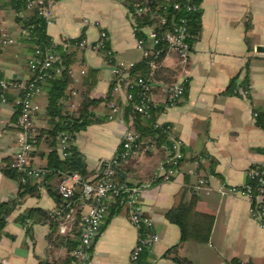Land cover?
<instances>
[{"label": "crops", "instance_id": "1", "mask_svg": "<svg viewBox=\"0 0 264 264\" xmlns=\"http://www.w3.org/2000/svg\"><path fill=\"white\" fill-rule=\"evenodd\" d=\"M24 14H22L23 16ZM52 22L47 32L56 45L84 36L89 44L106 32L117 63L126 66L143 61V52L136 46L133 24L124 0H54ZM88 21V23L86 22ZM9 32L17 43L3 50L2 68L10 80L27 82L32 77L28 66L30 47L23 42L21 29L13 12L0 9V34ZM264 0H201V35L192 48L191 60L184 73L174 54L163 58L162 67L177 72L176 83L188 80L187 95L179 103L157 115V124L171 127V137L181 143L184 162L179 174L170 182L162 179L160 168L167 160V150L153 148L122 165V177L128 184L142 190L140 203L154 220L153 232L159 242L149 260L152 264H176L175 257L188 259L192 264H264V229L250 215L249 202L241 196H222L221 187L241 186L247 173L264 167V129L254 119V113L264 111ZM73 66L74 84L69 90L68 110L76 112L89 70L97 74L91 97L103 100L95 110L97 117L106 119L93 124L77 135L76 146L84 156L87 169L96 178L103 162L110 161L119 150L122 136L133 126V117L126 112L123 94L114 92L113 101H104L113 81V66L103 54L78 50ZM248 74V84L243 79ZM235 81L238 93H230ZM249 88L247 95L242 94ZM73 93L77 95L72 96ZM13 98L17 94L11 92ZM152 97L163 105L167 98L165 84H154ZM121 104L119 114L110 120L112 102ZM40 111L36 122L39 130L49 124L44 120L48 104L43 92L37 99ZM16 109L10 103L0 104V204L18 197L19 183L5 177L6 166L20 147ZM50 152L44 138L31 158V165L47 168ZM61 154L60 148H58ZM201 160V161H200ZM197 161L200 163L196 164ZM194 169L197 175L188 171ZM208 183L210 192L197 190L198 179ZM80 177L52 176L47 180L32 181L33 193L28 194L7 219L5 235L0 237V264H40L61 261L68 256L64 243H50L49 224L22 225L18 218L33 208L48 212L58 210L53 193H58L63 182L74 187ZM185 189L184 201L194 205V213L214 217L208 243L189 241L182 244L177 255L167 252L179 245L180 229L166 217L174 205L175 196ZM88 211L85 207L84 213ZM107 219V218H106ZM71 215L61 228L60 237L71 231ZM75 240V236H71ZM78 240V239H77ZM138 241L127 210L104 224L90 251L91 264H132L131 253Z\"/></svg>", "mask_w": 264, "mask_h": 264}, {"label": "built area", "instance_id": "2", "mask_svg": "<svg viewBox=\"0 0 264 264\" xmlns=\"http://www.w3.org/2000/svg\"><path fill=\"white\" fill-rule=\"evenodd\" d=\"M54 0H29L28 9L38 7L39 16H42L47 24H51L52 8ZM126 6V5H125ZM172 9L176 12H186L187 14H197L201 11L200 0H137L133 6V12L129 9V15L133 24V34L136 39V46L143 52L144 58L154 56V60L150 63V74L148 78L140 77L133 79L129 70L134 66H126L124 63H117L113 66V75L118 77V83L114 92L123 94L126 104L134 103V110L145 117H150L152 109L156 108L158 103L152 97L154 84H162L153 79L154 72L162 67L163 59L160 63L157 62L159 54L164 53V57L174 54L177 58L179 66L185 73L189 66L192 54L191 40L194 36L191 32V20L187 17H182L179 23L173 24L168 16L162 13ZM133 18H147L151 24L139 29L135 27ZM88 23V21H86ZM142 30L146 39L137 38L136 34ZM23 34H26L22 31ZM109 42V37L106 32H101L100 39L94 44H89L86 40H82L77 44L79 50H91L95 53H100L105 44ZM17 43L16 38L6 31L0 34V104L8 103L7 94L13 92L17 94L16 104L20 108L19 127V143L20 147L13 156V165L19 173L23 175V180H39L43 179L49 173V170L44 168H36L31 165L32 154L37 145V137L39 128L36 118L40 111V106L37 103L38 97L41 95L40 83L47 77V71L53 67L58 61L59 56L53 50L49 49L46 52L37 50L35 55L29 59V68L32 74L36 76L35 81L29 83L10 80L6 77L2 68L3 50ZM55 44V43H54ZM161 47L157 49V47ZM60 69H56V73H60ZM185 79L180 83H175L171 88L165 85L167 98L164 101L166 108L176 105V103L185 94ZM142 88L140 97L136 100L130 92L133 88ZM249 88L242 91V94L247 95ZM21 95V96H20ZM77 94L73 93L75 97ZM111 113L110 120H113L120 111V105L116 102L110 104ZM258 117L254 113V119ZM140 137L133 128H129L122 136V142L115 156L108 161L101 173V177L95 183H85L83 186V195L86 202L85 207L88 208L86 213H83L79 224V246L72 256L75 259L74 264H91L90 251L92 250L97 238L101 232L102 226L105 224L109 213V207L115 197L126 195L125 208L128 218L132 226L138 232V241L131 253L132 264H140V256L143 252H148L150 255L154 247L159 242L158 236L153 232L154 220L151 216L145 213L143 206L140 203L142 190L138 187H130L122 183L117 177V173L113 170V166L127 164L129 161L139 157L142 153L139 147ZM67 140L64 138L60 144L61 156L65 158V149L67 148ZM150 147L149 149H153ZM174 153L168 158L160 168L162 179L166 182L172 181L180 172V161L183 159L181 153V143L174 142ZM201 161V160H200ZM197 161L196 164L200 163ZM103 165H101L102 167ZM190 175H197L194 169L188 171ZM80 181V179H79ZM207 181L203 178L198 179L196 186L197 190H205L210 192L211 189L207 186ZM75 192L74 187H68L61 184L59 193L65 198H70ZM222 196H241L245 198L250 205V215L252 219L264 229V167H255L248 171L247 181L241 186H223L219 190ZM58 215V213L53 212ZM60 232L65 233L66 228L60 227ZM145 264H152L151 260H147Z\"/></svg>", "mask_w": 264, "mask_h": 264}, {"label": "trees", "instance_id": "3", "mask_svg": "<svg viewBox=\"0 0 264 264\" xmlns=\"http://www.w3.org/2000/svg\"><path fill=\"white\" fill-rule=\"evenodd\" d=\"M137 0H124L126 7L133 12V6ZM201 1V0H200ZM29 0H0V9L4 11L13 12L16 15V23L21 29V37L24 43H26L31 49V57H33L37 50L46 52L51 49L59 56L58 61L53 65V67L47 71V77L43 82L40 83L41 92L45 93L47 96V107L45 110L44 120L49 124V128L46 130H39V135L37 137V145L42 138L48 144L50 152L47 156L48 166L47 170L49 173L47 176L40 180H47L52 176L59 177H74L79 176L80 181L75 186V192L70 198H65L58 193H53V197L58 205V210L53 214L46 210L40 208H33L28 210L25 214L18 218V222L22 225H27L28 222L33 224H49L51 232L49 235L50 243L60 244L64 243L68 249V256L58 262H48L42 261L40 264H74L75 259L72 256L74 250L79 246V224L84 213L86 202L83 195V186L85 183H95L100 177L102 170L107 162L102 163V167L96 178L92 179L95 172H90L87 169V164L85 162L84 156L79 151L76 146L77 135L87 129V127L93 124H100L106 121L104 118L97 117L95 110L98 105L103 102V100H97L91 97V92L95 86L96 81L90 80L92 76L98 73L95 69L89 70V76L85 80L84 85L86 90L81 94V102L76 110L72 113L68 110V106L71 101V94L69 90L74 84L73 78V66L76 63V58L78 54V48L76 47L80 43L84 36L77 39L67 40L62 45H56L53 42L52 37L48 35L47 21L39 16V9L35 7L33 9H28ZM162 13L172 21L173 24L179 23L180 18L187 17L191 20V32L193 33V40H191V45L199 39L201 35V11L195 15L187 14L186 12H176L169 9ZM22 14H24L22 16ZM135 22V27L139 29L144 26L151 24L147 18H133ZM25 32L26 34L22 33ZM137 38L146 39L145 33L140 30L136 34ZM161 47H157L160 49ZM99 54H103L105 60L112 66L115 65L114 55L111 52L109 42H107L103 49H101ZM30 57V58H31ZM164 58V53H160L157 62L160 63ZM154 60V56L150 58H144L139 64L134 65L129 73L133 79H138L140 77L148 78L150 74V63ZM29 66V60H28ZM30 69V68H29ZM56 69H60V73H56ZM32 74V73H31ZM177 72L168 70L164 67L159 68L154 72L153 79L158 82H163L166 86L171 88L176 83ZM36 76L32 74L30 80L25 82L26 84L30 81H35ZM119 78L114 77L110 85L109 96L104 101H113L114 89L118 83ZM21 82V81H19ZM248 84V74L243 79V86L246 87ZM185 94L187 95L188 82L185 83ZM238 87L235 81L231 83L229 88L230 93H238ZM130 92L134 95L136 100L140 97L142 88L135 87ZM41 93V94H42ZM21 96V95H20ZM8 103L12 104L16 109V116L19 122L20 108L17 106V98H13L11 92L7 94ZM180 101V100H179ZM176 103V105L179 103ZM118 105L119 102L115 101ZM126 112L130 113L133 117L132 128L139 135V147L141 152L150 153V147L161 149L164 147L167 150V160L174 153V142L176 141L171 137V127L167 124L158 125L157 115L166 109V106L157 105L156 108L152 109L150 112V117H145L144 115L136 112L134 110V103L129 102L125 105ZM258 117L256 118V123L259 127L264 129V111H257ZM109 118V117H108ZM18 129L21 131L19 124ZM66 138L67 148L65 149L66 156L63 158L58 152V148L62 140ZM36 145V146H37ZM181 153L183 154V159L180 161V166L184 162V152L181 148ZM166 160V161H167ZM165 161V162H166ZM13 158L8 160L6 166H4L1 171L3 175L9 179L15 180L19 183V193L17 199L0 204V237L5 235V227L7 224V219L20 205V201L28 194L39 195L38 193H33L31 188V179L23 180V175L19 173L15 168L12 167ZM122 166H120L121 168ZM116 177L122 182L130 187L132 185L126 183L118 174ZM185 189H182L176 196L174 200V205L167 213L166 217L168 221L176 225L180 229V243L179 245L171 248L167 252V256L172 254L177 255L178 248L189 241H194L197 243H208L211 238V233L214 225V217L212 215L204 213H194V205L187 204L184 201ZM126 195H121L115 197L110 204L109 213L106 219V223L116 215H118L122 209L125 207ZM71 215L73 220L71 222L70 232L66 237H60V227L65 221L66 217ZM104 229V225L101 231ZM75 236V240L71 239V236ZM78 239V240H77ZM150 258L148 252H143L140 256L139 263L145 264ZM176 264H192L188 259L175 257L173 258ZM232 264H240L238 261H233Z\"/></svg>", "mask_w": 264, "mask_h": 264}, {"label": "water", "instance_id": "4", "mask_svg": "<svg viewBox=\"0 0 264 264\" xmlns=\"http://www.w3.org/2000/svg\"><path fill=\"white\" fill-rule=\"evenodd\" d=\"M262 51H264L263 48H261V47L257 48V52H262ZM113 170H114L119 176L124 177V178L126 177L125 173H123V172L120 170V168L113 166ZM61 184H63V182H62Z\"/></svg>", "mask_w": 264, "mask_h": 264}]
</instances>
